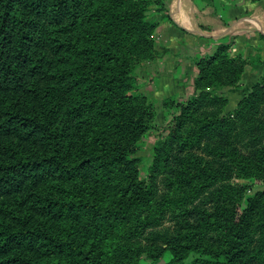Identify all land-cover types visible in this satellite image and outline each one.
Wrapping results in <instances>:
<instances>
[{"label":"trees","instance_id":"1","mask_svg":"<svg viewBox=\"0 0 264 264\" xmlns=\"http://www.w3.org/2000/svg\"><path fill=\"white\" fill-rule=\"evenodd\" d=\"M153 2L0 0V264H264V68L226 112L249 60L220 44L157 128Z\"/></svg>","mask_w":264,"mask_h":264},{"label":"crops","instance_id":"2","mask_svg":"<svg viewBox=\"0 0 264 264\" xmlns=\"http://www.w3.org/2000/svg\"><path fill=\"white\" fill-rule=\"evenodd\" d=\"M154 1L151 8H155L149 13L156 19L157 27L162 24L167 29L170 38L159 43V58L148 65L153 72L151 80L144 79L145 87L151 85L157 99L192 96L199 73L196 61L223 43L231 45V55L251 58L244 74L246 88L257 81L264 64V0ZM167 19L172 22L171 27L165 22ZM244 93L236 88L226 93L231 108Z\"/></svg>","mask_w":264,"mask_h":264},{"label":"rangeland","instance_id":"3","mask_svg":"<svg viewBox=\"0 0 264 264\" xmlns=\"http://www.w3.org/2000/svg\"><path fill=\"white\" fill-rule=\"evenodd\" d=\"M206 1V0H205ZM211 1V0H209ZM208 1V2H209ZM214 1V0H213ZM155 3V1L153 2V4ZM162 6H158L159 9H161ZM155 7H152L151 9H154ZM165 8H168L169 7H165ZM150 11V10H149ZM165 22H167L168 24V27H171V21L170 20H165ZM162 24H160L156 29H155V33H154V40H155V49H156V55L153 59H150V60H147L145 62H142L135 70V72L141 76L142 78L148 80L150 79L151 80V73L152 70H150L149 68V64L151 62H153L154 60H156L157 58H159V52L161 51V48L159 47V43H166L168 40H170V38L168 37V35H166L168 32H167V29L162 27L161 26ZM217 49V48H216ZM231 49V47H230ZM214 52V51H213ZM212 52V53H213ZM231 55V53H230ZM233 56V55H232ZM237 56V55H235ZM242 56V55H241ZM244 57V56H243ZM246 58V57H244ZM249 60V63L247 64L246 66V69L243 73V76H242V83H241V86L240 87H237L236 89H241L243 92L245 91V93L243 94V96L239 99H237V103L231 108L230 107V99L229 97L226 95V93L232 89L233 87H226V88H223L221 91L223 92V94H225L228 99H229V102H228V105L226 106L225 108V111L226 112H231L233 111L239 101L251 90V87L257 82L260 80V77L262 75V72H263V68H264V64L262 66V70L260 72V76L259 78L257 79V81H255L253 84H251L249 86V88L247 89L246 87L248 86V82L246 83L245 80H244V74L246 72V70L250 67L251 63H250V60L251 58H247ZM153 79V78H152ZM244 87L246 89H244ZM244 90H243V89ZM152 89L153 87L151 85H148L146 87V91L148 92V94H150L151 96H153L156 100V124H157V128H161L163 125H165L167 122H168V118H167V112L168 111H171L169 107H164V104H163V100L164 99H167V98H175L176 101H182L184 99H177L176 97L174 96H170V97H167V98H164V99H157L154 95V93L152 92ZM194 92H195V89H194ZM156 136H157V130L156 129H153V130H150L147 135L145 137H143L140 141H139V150H138V153H137V156L139 157L140 159V165H139V170H140V175L145 178L148 174V169H149V166L151 165L152 163V160H153V144H154V141L156 139ZM236 182L240 183V184H251V181H248V180H243V179H236L235 180ZM263 187L261 185H257L256 187H254L253 189L251 188V190H248V195H252L254 194L255 190L256 189H262ZM172 257V254L170 251H167L163 258L159 261V262H153L151 261L148 257L146 256H143L140 260V264H167L169 262V260L171 259Z\"/></svg>","mask_w":264,"mask_h":264}]
</instances>
